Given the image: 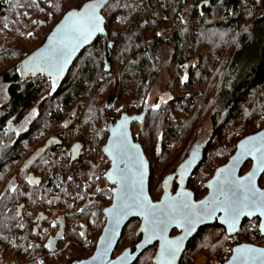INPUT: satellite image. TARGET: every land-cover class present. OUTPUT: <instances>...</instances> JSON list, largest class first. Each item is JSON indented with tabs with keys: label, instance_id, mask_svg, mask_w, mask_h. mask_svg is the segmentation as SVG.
Wrapping results in <instances>:
<instances>
[{
	"label": "trees",
	"instance_id": "16d2710c",
	"mask_svg": "<svg viewBox=\"0 0 264 264\" xmlns=\"http://www.w3.org/2000/svg\"><path fill=\"white\" fill-rule=\"evenodd\" d=\"M82 1L84 0H76L78 7L85 3ZM205 1H210V6H204L200 10L199 6L204 2L202 0H143L134 5H132V0H109L102 13L109 20L106 26L109 41L108 46L110 48L108 52V65L105 63L104 38L100 37L92 46L86 48L80 54L60 83V86L56 89L53 86L51 87V84L46 79L31 80L29 78L21 82L18 80L19 77L16 75V70L13 73L10 72V75H13L12 80H18L19 82L17 81L12 85L10 90L11 101L6 108L0 110V114L4 113L7 115L9 111L12 115L17 116V118H24V124L27 126V129L14 141L12 146L14 158L11 157L4 163L0 160V176L5 166L12 167L14 163L22 158V155L28 149L29 142L40 133L44 135L52 129L55 134L58 133L59 137L69 142V140L75 137H80L77 133L80 131L76 130L77 119L79 118L80 128H87L91 125L90 129H87L85 133L87 135L92 133V136L88 139L81 138L80 140L85 142V145L77 142L76 148H72V154L69 156H65L66 154L61 151L63 156L56 155L60 156L57 158L53 152L57 150V146L50 151L51 153L44 155L41 159L38 156L36 163H32L29 168L19 169L22 174V180L18 178L15 181L17 187L13 188L5 196L0 195V203L12 202L13 207L9 216L10 230L3 231L0 234V239L4 241L5 239H9L10 241L5 242L9 243V245L11 243V246H6L4 241H0V264H7L8 256L6 252L9 249L16 251L11 264H48V257L43 256L45 254L58 253V249L55 252H49L43 246L51 233L49 231L50 227L46 226V223L50 221L57 222L59 217H64L67 224L66 231L70 228V231L73 232L74 230L71 229L73 225L68 226V219L73 224L77 219H87L83 209L86 206L91 207L92 204H95L96 215L100 218L99 202L104 196H101L95 202L93 198L94 191L89 192V187L86 185L95 180L94 174L99 167L96 156L97 153H100L102 144L106 142L103 135L109 132L111 121H108L110 122L109 125L107 122L105 128L101 125V121H99L96 125L100 127L99 133L91 130L94 124L90 121V118L91 116L94 118L96 115V112H94L95 101L93 99L88 106L84 107V115L79 116L81 112L80 108L82 107L81 102L83 103L86 100L87 94L90 92L85 78L91 77L96 70H99V66L104 69L101 72L102 75H107L108 73H112L115 65L118 64L122 67L121 74L124 80H127L125 78L131 76L137 79L136 94L148 93L157 76V71L152 63L153 51L160 43L172 45L171 61L179 68L188 66L183 86L185 89H191V91L185 94V111L191 113L198 106L199 101H203L204 103L209 101L215 90L216 94L212 96L211 100L213 109L216 110L214 111L215 116H213L215 119L218 116L223 117V122L220 125H216V130L212 132L203 152L204 158L201 165L204 163L213 141L219 143L222 130L225 127L242 125L241 130L228 140L231 151H235V145L241 138L262 130L260 123L255 124V116L254 118L252 116L251 120L245 122L244 112L251 105L256 92L264 90V0ZM162 2L164 3L162 4ZM124 4H129L130 6V12L127 13L131 19V23L127 27L126 32H123V30L111 31V23L114 20L117 23H123L124 11H122V8ZM107 13L110 15H106ZM149 32L152 33L151 36L148 35ZM162 36L165 37L160 38ZM151 39L152 42H150ZM91 48H93L92 50L100 49L99 54L93 53V56H87ZM217 58H221V63L218 66L225 67L226 72L215 85L216 67L214 68L212 65ZM79 65L81 66L77 75L71 76L74 67ZM107 67L109 71L106 70ZM170 79L169 83L171 86H174L178 78L172 75ZM126 88L124 83L123 85H117L115 89L113 87V90L110 91L111 96L115 95V91L118 89L124 90ZM134 97L135 95L132 96V98ZM174 97L175 100H170L169 102L183 100L181 96ZM77 101L79 103L76 106ZM165 103L167 104V102ZM112 108H107L108 113ZM33 110H35V115L33 114ZM144 110L145 107L138 112L140 116L144 113ZM256 111L253 115L258 114ZM159 112L160 109L151 105L148 113L138 123L139 129L135 136L142 148H144L142 142L144 138L143 133L146 132L145 130L148 126H152L150 137L153 139L150 142H153L156 138L155 133L158 125L161 124L160 130H163L164 125L169 124L168 122H163V119L159 116L156 118V122L160 119L158 124L152 121V116L159 115ZM121 113L124 112L121 111ZM126 115H129V113ZM65 118L69 120L66 126L60 124ZM114 118L116 119V117ZM151 122L152 125H150ZM170 127L166 126V133L159 138V140L161 139L162 149L170 141L176 142L180 136L181 128ZM132 133L134 134L133 124ZM90 138H95L96 142L99 143L97 149ZM103 139L104 142H101ZM1 143L6 142L0 138ZM193 144L188 150L187 156L190 155ZM81 156L82 158L79 161L81 166L77 167L76 162ZM159 156L155 155L156 158ZM70 157L72 167L69 164L66 165L60 162L61 158L70 159ZM250 166L251 164H247L243 171L247 170ZM31 173L42 179V183L39 186H31L27 182V178ZM66 177H69V180H66ZM103 182L105 181L103 180ZM22 185L28 189V192L20 189ZM58 185H61V187L63 185L64 190H60L57 197L53 198L50 204L45 205L44 189H52L55 186L58 188ZM86 195L88 196L86 197ZM56 202L57 204L53 208ZM69 204L74 205L73 209L70 211L66 210L61 215H58L63 207L70 208ZM39 206L43 207L42 209L47 216V220L43 224V227L39 228L38 233L34 234L36 223H33L34 216L32 213L41 211L38 210ZM76 207L79 208L76 210ZM19 209L22 211L21 215L18 213ZM71 212H75V214ZM55 215L56 218H53ZM92 218L96 219V216ZM250 223H256L259 226V219L244 221L241 231L243 232L245 226ZM258 226L255 228L256 237L252 241L261 245V241L264 238L261 236ZM212 228L224 229L220 225H215L205 227L202 230L205 233V231ZM76 235L78 236V234ZM124 235L125 233H123V238ZM84 238L85 240L87 239L85 236ZM194 241L195 238L190 241L179 264L184 263L191 247L195 245ZM218 245L220 247L219 243L211 245L210 251L217 252L219 249ZM213 248L215 251H213Z\"/></svg>",
	"mask_w": 264,
	"mask_h": 264
},
{
	"label": "rangeland",
	"instance_id": "374dc122",
	"mask_svg": "<svg viewBox=\"0 0 264 264\" xmlns=\"http://www.w3.org/2000/svg\"><path fill=\"white\" fill-rule=\"evenodd\" d=\"M87 0H84L82 2H86ZM132 5L138 4L142 2L143 0H132ZM205 1V0H202ZM81 2V3H82ZM80 3V4H81ZM164 2H162L163 4ZM131 5V6H132ZM130 6L129 4H124L122 11L123 12V23L122 22H116L114 20L111 23V31H121L126 32L127 27L131 23V19L127 12H130L129 10ZM217 14V13H216ZM106 15H110L107 13ZM113 34V33H112ZM152 33H148L149 36H151ZM165 36H162L160 38H164ZM152 42V39L150 40ZM34 44V43H33ZM33 46V45H32ZM30 44V48L32 47ZM148 47V46H146ZM145 47V48H146ZM172 45H168L166 43H160L156 46V48L153 51L152 55V63L154 64L155 70L157 71V76L155 78V81L153 82L150 90L144 93L136 94V80L135 77L131 76L128 78H125L127 80H124L121 69L122 67L118 64L115 65L114 70L112 73H108L107 75H102V71L104 70L101 66H99V70H96V72L91 76L85 78L87 86H89L88 89H90V92L87 94L86 100L82 103L81 102V108H80V114L79 116L84 115V107L88 106L90 101L93 99L95 101L94 103V112H96L95 117L93 118L91 116L90 121L94 124L93 129L96 132H100L99 125L96 126L99 121H101V125L105 128L107 126V122L110 120L112 121L111 116L114 117H120L122 114L121 111L129 113L128 116H132L135 114H140L141 110L144 109V107H150L151 105H158L156 107L157 109H160L159 115L152 116V121L155 124H158L159 120L156 122V118L159 116L163 119V122H168L169 124L164 125V129L160 130L161 124L158 125L156 129V138L153 142L150 137V132L152 130V126H148L146 128V132L143 133L144 138L142 139V142L144 144V150L147 155V157L151 160L152 168H153V180L151 182L150 192L151 196L154 200H157L163 193L162 188V180L166 175L172 172L174 168L178 166V164L187 156L188 150L190 149L191 145L193 144L192 148H194L195 145L199 147H204L205 143L210 140V136L212 132H214L216 125H220L223 122V117L218 116L215 119L213 104H212V96L216 94V91H213L212 96L210 97L209 101L203 102L199 101L198 106L190 113L185 111V99L186 93H189L191 89L187 88L185 89L183 86L184 78L187 74V67H178L176 64H174L171 61V50ZM144 48V49H145ZM32 49V48H31ZM91 48L87 56L91 57L93 56V53L99 54L100 49L92 50ZM129 50V48H128ZM99 59V58H98ZM100 61V59H99ZM99 63V62H98ZM194 63V62H192ZM221 63V58H217V60L213 63V67H216V80L214 84L216 85L217 82L220 81L221 77L225 74L226 70L225 67L218 66ZM81 65L74 67L73 72L71 76L74 77V75H77V72L79 70ZM121 74V75H120ZM174 75L176 78H178L177 81H175L174 86H171L169 81L170 78ZM124 85L127 87L124 90L118 89L115 91V95L111 96V90H113V87L117 85ZM135 95L134 98L132 96ZM204 95V94H203ZM174 96H181L183 100H178L176 102H169L170 100H175ZM131 98V99H130ZM145 102V103H144ZM167 102V104L165 103ZM79 102H76V106ZM114 104L111 111L107 110L108 104ZM257 103V104H256ZM256 112L258 114L253 115V113ZM74 112V110H73ZM249 112V114H248ZM94 115V114H93ZM214 115V116H213ZM256 117L255 124L260 123L262 126V129L264 128V90L263 91H257L255 94V97L251 103L250 106L247 107V110L244 112V120L247 122L248 120H251V118ZM215 119V120H214ZM73 121V120H72ZM69 123V120L67 118L63 119L60 124L61 125H67ZM77 132L80 137H75L72 140H69L67 144L71 145L75 141L80 140L81 138L88 139L90 136H92V133L87 135L85 132H87V129H90L91 125H89L87 128H80L79 127V118L77 119ZM110 122H108L109 125ZM112 123V122H111ZM110 123V124H111ZM254 124V125H255ZM152 125V122L151 124ZM166 126H171L175 128H181V132L179 133V138L177 141L169 142L167 146L161 147L160 150V156L155 157L157 154V145L159 138L163 136L166 133ZM109 127V126H108ZM55 128V127H54ZM242 125L229 126L225 127L222 130L221 138L219 140V143H216V141H213L212 146L209 148V151L207 152V155L205 157L204 163L201 165V167L198 169V171L195 173L194 180L190 183V187L195 190L197 193V197H201L205 194L203 191V186L206 184L213 176L214 171L224 165L228 162L229 158L234 154L235 151H231V147L228 145V140L231 139V137L238 133L239 130H241ZM139 129V125L136 124L133 126V132L134 134H137V131ZM52 129H50L49 132L43 134H38L35 136V138L29 142L28 150L22 155V158L19 159L16 163L13 164V166H5L4 171H2V175L0 176V185L7 186L10 184L11 187H15V181L19 178L22 180V174L20 173L19 169L24 168L26 163L30 164L32 160L34 159V155L31 156V149L35 148V143L39 142L42 143L44 141V138L52 134ZM108 133V132H107ZM105 138V141L107 139V135H103ZM193 137V138H192ZM246 137V136H245ZM243 137V138H245ZM241 138V139H243ZM192 139V140H191ZM240 139V140H241ZM91 142L93 143L94 147L97 149L99 147V143L96 142L95 138H90ZM214 140V138H213ZM239 140V141H240ZM42 141V142H41ZM99 142V140H97ZM238 141V142H239ZM104 142V139L101 141ZM237 142V143H238ZM236 143V145H237ZM2 144V145H1ZM0 144V160L1 162H6L9 160V158H14L13 151L5 150V143ZM235 145V144H234ZM235 145V147H236ZM89 146V145H88ZM205 149V148H204ZM203 149V150H204ZM201 150L199 153L202 155ZM103 154L100 151V153H97L96 160L99 163V171H96V174L98 175L99 172H101L105 166L106 161L103 159ZM59 158L60 156H56ZM204 158V155H203ZM70 159L69 158H61L60 162L65 163L66 165L69 164ZM250 170V167L247 170H244L242 173H246ZM68 176V175H67ZM99 178V177H94ZM66 180H69V177H66ZM58 184V183H57ZM101 181H92V183H88L86 186L89 187V192L94 191V200H99L101 198V194L104 192V185L107 186L106 182H104V185H101ZM65 185V184H64ZM52 189H44V197L45 202L44 204H50L51 200L53 198H56L59 194L60 190H64V187L62 185H58ZM261 187H264V177L261 181ZM21 190H26L28 192V189L25 188L23 185L20 187ZM108 192L107 197H103L100 199L99 202V209L102 212V209L105 207L107 202H110L111 200V193L110 189H106ZM88 195H86L87 197ZM57 202L53 205V208H55ZM86 206L87 210H90L89 212H86V217L90 218L97 214V210L93 206ZM20 206V205H19ZM70 208L63 207L61 211L58 213V215H61L66 210H72L73 204L68 205ZM62 207V206H61ZM43 207L39 206L38 210L43 211ZM79 207H76V210ZM31 210V207H30ZM74 213L75 212H71ZM41 214V213H39ZM32 215L34 218L38 216V212H33ZM73 217V216H71ZM56 218V215L53 217ZM104 219V217H103ZM103 221L100 220L93 226L94 231L91 230L90 223H89V231L87 239L85 240L84 237H82L79 233V235H75L74 233L82 232L83 228L81 226H76L74 230V233L70 231V228L67 230L65 234V238L62 242L58 245V253L55 254H49L44 255L43 257H48V264H69L72 261L81 260L89 257V255L94 251L98 237L100 236L101 228L104 225L102 223ZM138 222V221H137ZM136 221L132 222L128 228L125 231V235L123 238V241L121 242L118 250L116 251L115 255L120 254L125 248L132 246L135 244V232L139 227V223ZM100 225V232H98V229H96V226L98 224ZM58 224V223H57ZM73 223L68 219V226H72ZM258 224L256 223H250L247 226H245L244 231L239 235H229L225 233V230L223 229H217L212 228L210 230L205 231L202 230L201 233H199L195 237V245L191 247V250L188 252L187 257L183 264H223L226 262L229 257L231 256L232 249L234 246L239 245L241 243H252L259 245L252 240L256 237L255 228H257ZM77 231V232H76ZM55 236V232H54ZM235 236V237H233ZM213 242V243H212ZM216 243L220 244L217 246L219 249L217 252L210 251L211 245H214ZM261 245H264V240L261 241ZM194 244V243H193ZM213 251L215 249L213 248ZM15 250H7V256L12 257L15 256ZM155 249H149L148 252H146L137 262V264H153L152 260L155 255Z\"/></svg>",
	"mask_w": 264,
	"mask_h": 264
},
{
	"label": "snow or ice",
	"instance_id": "6c2138e0",
	"mask_svg": "<svg viewBox=\"0 0 264 264\" xmlns=\"http://www.w3.org/2000/svg\"><path fill=\"white\" fill-rule=\"evenodd\" d=\"M102 3L103 0H92L90 3H85L79 11H67L64 22L57 27V33L61 36L58 44L50 46L44 55L34 54L25 61L24 69L33 73L48 71L49 76L53 77L52 86L54 88L55 77L63 70L64 63L74 51L75 46L86 41L94 33L102 31L103 20L97 11ZM153 107H158V105ZM33 114L35 115V110ZM115 134L117 140L112 149L113 172L108 174V178L113 179V176H116L114 182L120 185V188L116 193V203L111 209H105V211L112 213L116 223L133 213L143 217L144 223L140 231L144 232L146 240L158 238L161 241L157 264H175L183 236L175 240L167 238L165 234L173 223L188 233L199 221L214 216L217 212H222L223 223L231 231L242 215L251 216L258 212L261 217H264V191L256 187L257 175L264 173V134H260L259 140L256 137H248L247 140L241 141L240 155L234 158L231 168L218 170L216 179L208 184L212 192L204 200L193 203L190 198L191 194L187 192H177L176 197L171 198L165 191L164 199L155 204L147 198L143 191L142 161H139L131 177L129 176L131 169L127 163L123 169L116 167L118 157H124L130 162L137 158L130 151L124 125H120L119 131ZM240 156H251L254 163L246 175L238 177L234 174V167L239 162ZM185 167V165L181 166L182 172ZM167 182L165 179V187ZM260 230L264 232V223H261ZM101 242L110 244L111 239L102 237ZM233 251L235 253L234 264H264V249L241 246ZM126 258L127 253L125 252L119 258V264H124Z\"/></svg>",
	"mask_w": 264,
	"mask_h": 264
},
{
	"label": "flooded vegetation",
	"instance_id": "af4514ba",
	"mask_svg": "<svg viewBox=\"0 0 264 264\" xmlns=\"http://www.w3.org/2000/svg\"><path fill=\"white\" fill-rule=\"evenodd\" d=\"M88 1H90V0H88ZM80 7L77 6L76 0H0V110H2V108H6V106L9 105V103L11 101V92H10V90L12 88V85L15 84L18 80L23 82V81H25V80H27L29 78H31V80H35V79L43 80V79H46L48 81V83L51 84V87H52L53 80H51V79H48V78H45V77H42V76H37V78L36 77H32V76L29 77L28 71L24 69V63L26 61V58L31 53H33L37 48L41 47L45 43V41L48 38V36L51 34L53 29L60 23V21L62 20V18L66 14V12L69 11V10H76L77 8H80ZM108 21L109 20L106 19V26L108 24ZM30 44H31V46L33 45L31 47L32 49L30 48ZM13 61H14V63H13ZM14 70L17 71L16 75H18V77L20 78V79L18 78L17 81H13L12 80L13 75L12 76L10 75V72L13 73ZM62 81H63V79H58V80L54 81V83H55V87L54 88L56 89L57 87H59L60 83ZM111 106L113 107L114 104H111ZM126 114L127 113L124 112V113H122L120 115V117H118L116 119L114 118V116H111V118H112L111 122L113 123V126H115L117 121L120 120L121 117L123 115H126ZM133 116H136V118H137L136 121L133 123V126L142 121V116H140L138 114H135ZM25 129H27V126H25V124H24V118H17V116L12 115L9 111H8L7 115L4 114V113L0 114V138L5 140V142H6L5 143L6 151H8L9 153L12 150V146L14 144V141L17 138H19L20 135L23 134ZM104 135H105V137L107 135V139H106L105 144H102V146H101V152L103 154V156H102L103 159H105V161H106V166L101 172L98 173V175L96 173L94 174L95 177H99L98 179L95 178L94 181H101L102 182L101 185H104L103 180L106 182L107 186L104 185V189L105 190H104L103 194H101L100 196L107 197L108 192H107L106 189L109 188L110 189V193H111V200H110V202H107L105 207L102 209V212L100 211V218L97 215H95L96 219H94L92 217H90V218L87 217V219H85V220L77 219L74 222V224H73V228L74 229H75L76 226H81L83 228L82 232H77L76 231L77 233H75V235L79 233L82 237H84V236L87 237L88 236L89 223H90L91 230L93 229V226L95 225V223H97L100 220H102L103 221L102 223H104V225H105L106 219L104 217L103 211L112 202V192H111L112 186L110 184H108V182L106 180V174L109 171L110 164H111L110 163L111 159H109L108 156L106 154H104V152H103V148L107 145V141L109 139V132L105 133ZM132 135H133L134 139L136 140V136H135L136 134L132 133ZM59 136L60 135H58V133L55 134L54 132H52V134L49 135V137L46 136L44 138V140H42L44 142L41 141L42 143H40V144H39V142H36L35 143V145H36L35 148H32L31 149V153H30V154L33 153L31 156L34 155L35 157H34V159L32 160V162L30 164L26 163L24 168H29L32 163H36V159H37L38 156L41 159L44 155H46L48 153H51L50 151L56 146H57V150L53 151L55 156L56 155L63 156L61 154L62 153L61 151H63L64 154H66L65 156H69V155L72 154V148L73 149L76 148V143L77 142L83 143L85 145V142H82L81 140L75 141L73 144L69 145V144H67L68 140H63ZM199 148L200 147L197 146V145L194 146V149H199ZM143 150H144V148H143ZM81 152H82V150L80 151V154H81ZM111 153H109V154H111ZM144 153H145V151H144ZM145 155H146V153H145ZM146 157H147V155H146ZM188 157L189 156H187L186 159ZM81 158H82V156L80 158H78V160L76 162L77 167L81 166V163H79ZM186 159H183L181 161V164ZM148 160L150 161V164L152 165L151 160L149 158H148ZM71 162H72V160H71V157H70V162H69L70 167H72ZM181 164H179V165H181ZM178 166L174 170H172L171 173L166 175L164 177V179L162 180L163 193L165 192V189H166L167 186L170 187L171 192L173 194H175L177 192V190L179 188V184H180L178 182L179 173H180V171H179V173L177 172V170L179 168ZM200 167H201V165L192 174L191 178L188 181V185H187V189L192 191L196 201H199V200L203 199L208 193L207 189L205 188V184H204V186L202 188L203 191L205 192V194L203 196H201V197H197L196 196L197 193L195 192V190H193L190 187V183L194 180L195 173L198 171V169ZM99 168L100 167H98V169H97L98 171H99ZM152 173H153V168L151 166V176H150L149 190H150V187H151V182L153 180ZM30 175H34V174L31 173ZM30 175L27 178V182L28 183H29L28 179H29ZM34 177L39 178V177H37L35 175H34ZM165 179H167V181H168L166 187H165V183H164ZM29 185H31V184L29 183ZM16 187H17L16 184H15V187H11L10 184H8L7 186H3V187L0 185V195L5 196L7 193L12 191L13 188L15 189ZM163 193H162V195H163ZM150 195H151V192H150ZM162 195L157 200H154L152 198L153 201L160 200ZM97 201L98 200H95V202H97ZM93 206L96 209L95 204ZM12 210H13L12 202H10V203L9 202L0 203V234L3 231L10 230V226L11 225H10V222H9L10 221V217L9 216H10V213L12 212ZM83 210H84V212L85 211L86 212L90 211V210H87V208H84ZM18 213L21 215V213H22L21 209H19ZM39 213H43L45 215V219L41 223L38 220L39 215H40ZM103 217H104V219H103ZM63 218L59 217L57 222H51L50 221V222L45 224L46 226L50 227L49 231H51V233L47 237V240L44 243V245H43V243H42V245L49 252H51L49 250V248L52 245H50L51 243L49 244L47 242L52 236H54V232H55V235H56V233L58 232L59 227H60V220H62ZM33 220H34L33 223L34 224L36 223V227L34 229V234H37L39 228H42L43 224L47 220V216H46V214L43 211H39L38 212V216L36 218H34ZM134 221H136V222L138 221L137 222V223H139L138 229L140 228V226H141L140 220H138V219L132 220L131 222H129V224L126 226V228L123 230V233H125V231L128 228V226ZM102 223L98 224L96 226V229H98L97 233L100 232V225H102ZM66 225L67 224H66L65 218H64V227H65L64 231L65 232H67L66 231ZM104 225L101 228L100 234L102 233ZM215 225H219V224L216 223ZM215 225H213V226H215ZM138 229L135 232V238H136L135 244L132 245V246H129L127 248L135 250L136 244H138L141 241L142 236H137ZM202 229L203 228H201L198 231V233L191 240H193L200 233V231ZM65 232H64V238H65V234H66ZM123 233H122V238H123ZM176 235H177V231H174L172 233V237H175ZM122 238H121V240H122ZM121 240L119 242L118 248H119V246L121 244ZM0 241L2 242L4 240L0 239ZM5 241H10V240L9 239L8 240L5 239ZM189 243H188V245H189ZM5 245L8 246L9 243H6ZM58 245L56 247V250L58 249ZM188 245H187V247H188ZM9 246H11V243H10ZM118 248H117V250H118ZM127 248H125V249H127ZM151 248L155 249V251H156L155 255L153 257V260H152V263L156 264V262H155L156 259L155 258H156V253H157V245L149 247L148 249H146L142 253V255L137 259L135 264H137L139 259L146 252H148V250L151 249ZM55 251H53V252H55ZM183 254H185V253H183ZM114 256L116 257L117 255L114 254ZM12 258H13V256L12 257H7V259H8L7 264H11L12 263L11 262V261H13ZM181 258H180V260H181ZM180 260L178 261V264H179Z\"/></svg>",
	"mask_w": 264,
	"mask_h": 264
},
{
	"label": "water",
	"instance_id": "95a60500",
	"mask_svg": "<svg viewBox=\"0 0 264 264\" xmlns=\"http://www.w3.org/2000/svg\"><path fill=\"white\" fill-rule=\"evenodd\" d=\"M92 2V0L86 2V3H90ZM109 2V0H103V3L101 4V6L98 8V14L102 17L103 23L101 25L102 31H98L96 33H94L92 36H90L86 41H82L80 43H78L75 46L74 51H72L71 55L67 58L66 63H64L63 66V70L59 72L58 75H56L55 77V81L58 79H64L65 76L67 75V73L69 72L70 68L72 67L73 63L75 62V60L80 56V54L88 47L92 46L100 37L104 38V42H105V63L106 65H108V60H109V54L108 52L110 51V48L108 46V34L106 32V19L103 16V10L106 7L107 3ZM85 4V3H84ZM83 4V5H84ZM211 4L210 1H204L200 4L199 8L200 10H202V8L204 6L209 7ZM83 5L80 8H77L75 11H79ZM66 15V14H65ZM64 15V17H65ZM64 17L62 18V20L60 21V23L53 29V31L51 32V34L48 36V38L46 39L45 43L37 48L33 53H31L27 58L26 61L30 58L33 57L34 54L35 55H44L47 53V50L50 46H56L58 44V42L61 39L60 34L57 33V27L59 25H61L64 22ZM54 33H57L56 35H54ZM52 38L51 40L49 38ZM107 71H109V68H106ZM28 75L29 77H37V76H42L48 79L53 80L52 76H49L48 71H36L35 73H33L32 71H28ZM111 106V103L107 105V108L109 109ZM150 109V107H146L144 110V113L141 115L142 117L145 116L148 113V110ZM125 118H127L125 120ZM136 116H128V115H123L121 117L120 120L117 121L116 125L113 126V123L110 124L109 127V139L107 141V145L103 148V152L104 154H106L108 156L110 160V168L108 173L106 174V180L108 182V184H110L112 186V202L111 204L106 207L105 209H111L113 204L116 203V193L117 190L120 188V185H118L117 183H115V179L116 176H113V179H109L108 178V174L113 172V147L115 145V141L117 140V136L115 134L116 131H119L120 125H124V130L127 132V143L129 145L130 151L132 153V155L134 157H136L137 159L135 161H128L126 158L124 157H118L116 160V167L119 169H123L125 168V164L127 163L129 168L131 169V171L129 172V176L131 177L135 171H136V166L139 163V161L143 162V191L144 194L147 196V198L152 202V203H159L162 199H164L165 196V192L163 193L162 197L160 200L158 201H153L151 195H150V190H149V183H150V176H151V164L150 161L148 160V158L146 157L144 150L141 146V144L139 143L138 139H134L133 135H132V124L136 121ZM115 130V131H114ZM260 134H264V128L254 134L248 135L245 138L241 139L236 147H235V152L234 154L229 158L228 162L225 163L224 165L218 167L215 171L214 174L212 176V178L205 184V188L207 189L208 193L207 195L201 199L204 200L206 197L209 196V194L212 192V189H210L208 187L209 182L213 181L216 179L217 177V172L219 169L221 168H231L233 166V161L234 158H236L237 156L240 155V149L239 146L241 144V141H245L247 140L248 137H256L257 140L260 139ZM209 141V140H208ZM208 141L205 143L204 147H200L199 149H192V151L190 152L189 157L179 166L177 172L179 173V179L178 182L179 184V188L177 190V192H187L191 194V201L193 203H198L199 201L195 200L194 194L192 193V191H190L189 189H187V185H188V181L191 178L192 174L195 172V170L201 165L202 160H203V152H204V148H206ZM135 146L134 148H132L131 146ZM106 149H108V151H106ZM157 155H160V150H161V139L158 142V146H157ZM204 149V150H203ZM194 150V151H193ZM202 151V155L200 156V151ZM112 152V153H111ZM111 153V154H109ZM254 161L252 160L251 156H240L239 162L235 164L234 167V174L236 176H244L247 174L246 173H242L244 167L247 164H251V168L253 165ZM185 165L186 167L183 169V172L181 171V166ZM250 168V170H251ZM249 170V171H250ZM264 175V173H260L257 175L256 177V187L259 188L261 191H264V187L260 186V180L262 178V176ZM29 183L32 186H39L42 183V179L41 178H36L34 177V175H30L29 179H28ZM165 191H167L168 197L171 198H175L177 195V192L175 194H173L171 192V189L169 186L166 187ZM104 209L103 214L104 217L106 219L105 221V225L103 227L102 233L100 234V236L98 237L94 252L87 258L85 259H81V260H76L73 261L69 264H119V258L126 252L127 253V258L126 261L124 262V264H135V262L137 261V259L142 255V253L148 249L149 247L155 246L157 245V253H156V264H157V260H158V254H159V249H160V239L155 238L152 239L150 241L146 240L145 238V234L144 232L140 231L141 227L143 226V217L140 215H137L135 213L130 214L126 217H124L123 219H121L119 221V223H116L115 219L112 216V213L110 212H106ZM223 217V213L222 212H217L214 216H210V217H206L203 220L199 221L198 223L195 224V226L193 227L191 232L185 233L183 231L182 228L177 227L175 225V223H173L172 225H170L167 229L166 232V236L169 240H175L177 237L183 236V240L181 241V247H180V251L178 252L176 258H175V264H178V261L180 260V258L182 257L188 243L190 242V240L198 233V231L201 228H205L208 226H213L216 223H218L220 226L224 227L227 234L229 235H236L241 231V228L243 226V223L245 220H254V219H259V232L261 234V236L264 238V232H261L260 227H261V223H264V217H261L260 214L257 213H253L251 216L248 215H242L239 217V221L237 222L235 228L231 231H229L227 225H225L223 223L222 220ZM45 219V215L43 213H41L39 215L38 220L40 221V223ZM140 220L141 222V226L138 229L137 232V236H142L141 241L136 244L135 246V250H132L130 248H127L125 250H123L119 255H117L116 257L114 256L119 242L122 238V233L123 230L126 228V226L129 224V222H131L132 220ZM114 229V231H113ZM174 231H177V235L175 237H172V233ZM104 237L105 239L110 238L111 239V243L110 244H103L101 242V238ZM64 238V220H60V227L58 232L56 233L55 236H52L47 243H51L49 250L51 252L56 250L57 245L63 240ZM241 246H247V247H252V248H259V249H264V245L263 246H259L256 244H252V243H241L239 245L234 246V248L232 249V253L231 256L229 257V259L224 262L223 264H234L233 261V257L235 255L234 253V249L241 247ZM105 248H107V251H105ZM98 253H100V255H98ZM95 257V259H94Z\"/></svg>",
	"mask_w": 264,
	"mask_h": 264
}]
</instances>
